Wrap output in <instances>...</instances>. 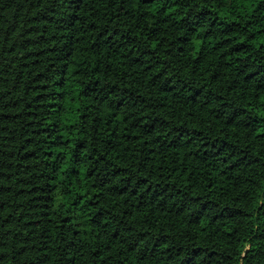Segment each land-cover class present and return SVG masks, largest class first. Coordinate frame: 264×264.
<instances>
[{"label":"trees","instance_id":"1","mask_svg":"<svg viewBox=\"0 0 264 264\" xmlns=\"http://www.w3.org/2000/svg\"><path fill=\"white\" fill-rule=\"evenodd\" d=\"M0 264H264V0H0Z\"/></svg>","mask_w":264,"mask_h":264}]
</instances>
